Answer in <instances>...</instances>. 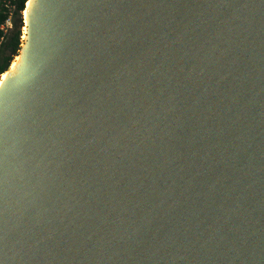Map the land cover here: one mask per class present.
<instances>
[{
    "label": "water",
    "instance_id": "1",
    "mask_svg": "<svg viewBox=\"0 0 264 264\" xmlns=\"http://www.w3.org/2000/svg\"><path fill=\"white\" fill-rule=\"evenodd\" d=\"M34 13L0 91V264H264V0Z\"/></svg>",
    "mask_w": 264,
    "mask_h": 264
},
{
    "label": "trees",
    "instance_id": "2",
    "mask_svg": "<svg viewBox=\"0 0 264 264\" xmlns=\"http://www.w3.org/2000/svg\"><path fill=\"white\" fill-rule=\"evenodd\" d=\"M4 1L5 0H0V41L3 36L1 25L7 19V8L4 5ZM15 2L17 3L18 12L17 17L14 21V27L0 45V75L6 73L5 71L8 69L15 55L18 54L21 43L23 42L22 34L24 18L22 12H24L27 0H16Z\"/></svg>",
    "mask_w": 264,
    "mask_h": 264
},
{
    "label": "bare ground",
    "instance_id": "3",
    "mask_svg": "<svg viewBox=\"0 0 264 264\" xmlns=\"http://www.w3.org/2000/svg\"><path fill=\"white\" fill-rule=\"evenodd\" d=\"M40 0H29L27 3V8L24 10L23 18L26 21L25 26V34H23V51L21 55L14 58L13 62L11 63V66L9 70L6 71L5 74L0 75V91L2 88L13 78L19 76L23 71H25L29 65L30 62H27V52L30 49V43L28 42V32H29V24L33 22L32 16L35 15L34 10L39 7ZM25 40V41H24Z\"/></svg>",
    "mask_w": 264,
    "mask_h": 264
},
{
    "label": "built area",
    "instance_id": "4",
    "mask_svg": "<svg viewBox=\"0 0 264 264\" xmlns=\"http://www.w3.org/2000/svg\"><path fill=\"white\" fill-rule=\"evenodd\" d=\"M15 1L16 0H5L4 1V5L7 8V19L1 25V29L3 30V36L1 38L0 45H1V42L5 39L6 36L9 35V33L14 27V21L17 17V12H18L17 3Z\"/></svg>",
    "mask_w": 264,
    "mask_h": 264
},
{
    "label": "rangeland",
    "instance_id": "5",
    "mask_svg": "<svg viewBox=\"0 0 264 264\" xmlns=\"http://www.w3.org/2000/svg\"><path fill=\"white\" fill-rule=\"evenodd\" d=\"M22 14H23V13H22ZM23 20H24V19H23ZM23 30H24V31H23V34H25V26H24ZM22 37H23V35H22Z\"/></svg>",
    "mask_w": 264,
    "mask_h": 264
}]
</instances>
